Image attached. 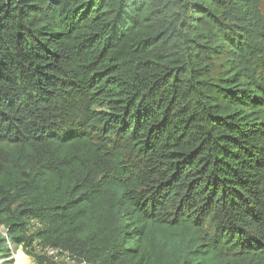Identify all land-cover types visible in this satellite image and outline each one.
I'll use <instances>...</instances> for the list:
<instances>
[{
  "label": "trees",
  "instance_id": "1",
  "mask_svg": "<svg viewBox=\"0 0 264 264\" xmlns=\"http://www.w3.org/2000/svg\"><path fill=\"white\" fill-rule=\"evenodd\" d=\"M0 229V264H264V0H0Z\"/></svg>",
  "mask_w": 264,
  "mask_h": 264
},
{
  "label": "rangeland",
  "instance_id": "2",
  "mask_svg": "<svg viewBox=\"0 0 264 264\" xmlns=\"http://www.w3.org/2000/svg\"><path fill=\"white\" fill-rule=\"evenodd\" d=\"M0 234L1 235H5V231L3 229H0ZM8 246H9V249H10L11 253H14V246L12 244H8ZM44 250H45V248H40L38 246L37 247V251H36L37 252V255H39V256H47L50 259H55V261L57 262V264H73V262H71L66 257L67 256V253H66L65 256L59 254L57 256L55 255L53 257H49V255ZM20 251H22V250H20ZM16 253H18V252H16ZM23 254L28 258V264H37L35 259L28 257L24 252H23ZM11 260H13L15 264H18L17 261L15 260V255H13V257H12Z\"/></svg>",
  "mask_w": 264,
  "mask_h": 264
},
{
  "label": "bare ground",
  "instance_id": "3",
  "mask_svg": "<svg viewBox=\"0 0 264 264\" xmlns=\"http://www.w3.org/2000/svg\"><path fill=\"white\" fill-rule=\"evenodd\" d=\"M15 260L18 264H28V258L23 254L22 251H18V253H15Z\"/></svg>",
  "mask_w": 264,
  "mask_h": 264
},
{
  "label": "built area",
  "instance_id": "4",
  "mask_svg": "<svg viewBox=\"0 0 264 264\" xmlns=\"http://www.w3.org/2000/svg\"><path fill=\"white\" fill-rule=\"evenodd\" d=\"M48 255H49V257H53V256H57V255H66L65 253H63L62 251H60V250H58V249H51V248H47V249H45L44 250ZM68 259H69V257H68V254H67V256H66ZM55 260V259H54ZM72 262V261H71ZM73 264H77V263H74L73 262Z\"/></svg>",
  "mask_w": 264,
  "mask_h": 264
}]
</instances>
